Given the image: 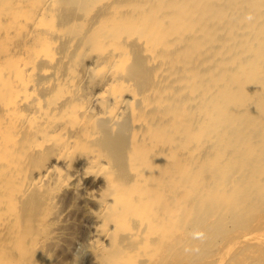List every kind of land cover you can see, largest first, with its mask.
<instances>
[{
  "label": "bare ground",
  "instance_id": "6f19581e",
  "mask_svg": "<svg viewBox=\"0 0 264 264\" xmlns=\"http://www.w3.org/2000/svg\"><path fill=\"white\" fill-rule=\"evenodd\" d=\"M0 264H264V0H0Z\"/></svg>",
  "mask_w": 264,
  "mask_h": 264
}]
</instances>
